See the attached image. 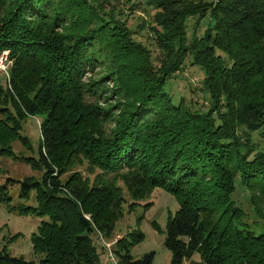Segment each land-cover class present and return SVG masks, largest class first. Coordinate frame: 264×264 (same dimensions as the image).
Wrapping results in <instances>:
<instances>
[{"label":"trees","instance_id":"trees-1","mask_svg":"<svg viewBox=\"0 0 264 264\" xmlns=\"http://www.w3.org/2000/svg\"><path fill=\"white\" fill-rule=\"evenodd\" d=\"M143 3L153 8L146 26L157 61L128 22ZM189 17L197 28L206 18L204 30L188 35ZM3 50L0 155L40 174L4 177L0 202L46 218L31 235L37 258L2 246L0 264H101L93 234L112 235L123 188L131 211L151 205L156 186L179 203L165 222L168 264L195 252L201 264H264V0H0ZM185 59L202 70L206 105L164 88ZM28 115L40 118L39 143L36 154H18L15 139L33 149L21 132ZM82 159L100 171H71ZM237 176L255 226L232 196ZM15 181L33 204L11 202ZM143 236L137 228L114 243L117 264H151L154 251L131 254Z\"/></svg>","mask_w":264,"mask_h":264},{"label":"rangeland","instance_id":"rangeland-1","mask_svg":"<svg viewBox=\"0 0 264 264\" xmlns=\"http://www.w3.org/2000/svg\"><path fill=\"white\" fill-rule=\"evenodd\" d=\"M118 1V0H114ZM124 6L125 11H128V3L120 4ZM153 13V8L148 4H140L135 10L128 14V22L133 30V36L146 43L152 50V55L154 61H157L156 55L158 54V49L153 43L150 36L149 29L146 26L150 22L151 14ZM195 17H189L187 33L190 35L194 29L198 32H202L206 27V18L201 20V25L197 28L194 26L196 23ZM194 21V23H193ZM8 54L7 50H3L1 55ZM0 64V83L5 85L7 83V69L10 65V60L8 57L6 61L1 58ZM4 74V75H3ZM203 73L201 68L189 62L185 59L183 67L181 70L173 74L171 77L167 78L164 84V88L172 95V98L176 101L180 96H184L185 99H190L191 102L195 103L197 106H202L207 104L205 98L206 93L201 89V79ZM194 100V101H193ZM39 120L38 116L28 115L22 120V130L29 137V141L33 147L31 149H26L25 146L20 143L18 139L12 142V147L18 154H36V148L39 143L40 133H39ZM260 147H264L262 140H256ZM93 171L89 169V165L85 159L78 162L75 166L71 168V171L80 170L83 175H88L93 177V175L100 171L98 167H93ZM39 176L40 171L31 168V166L20 159L11 158L9 156L0 155V181L6 176H12L16 179H22L26 175ZM108 177L111 174L107 175ZM121 184V180L119 182ZM19 182L15 181L12 185H9V191L11 193V202L18 203L19 201L33 204V196L28 199H23L18 195ZM125 203V212L119 219L115 222V227L113 233L110 237H104L101 234H93L94 242L97 245L98 250L103 251L100 255L101 264H117V256L113 251V245L117 240H120L123 235L127 234L130 230L140 229L144 236L131 247V254L134 257H139L145 252L154 251V257L151 264H168L170 260L171 252L163 244V238L165 235V222L167 216L178 208L179 203L176 197L160 186H156L150 193L149 200L152 202L151 205L142 209L141 205L138 204L131 211L127 210L128 202L130 198L123 188ZM250 192L246 186L241 183L239 176H237L235 181V189L232 196L236 203L240 204L245 212L243 219L247 223L255 226L256 223L251 205L248 200ZM144 201V200H140ZM150 202V203H151ZM42 218L46 216H40L36 214H26L20 215L13 210H10L5 202H0V247L4 246L7 251L11 254L22 256L25 259L37 258L32 249L31 235L32 232L36 230V226ZM139 222H138V220ZM137 220V221H136ZM151 220H155L162 231L156 230L151 225ZM250 225V226H251ZM17 233V235H14ZM105 253V254H104ZM112 256V258H111ZM198 252L193 254L191 261H185L183 264H201ZM205 264V263H203Z\"/></svg>","mask_w":264,"mask_h":264},{"label":"built area","instance_id":"built-area-1","mask_svg":"<svg viewBox=\"0 0 264 264\" xmlns=\"http://www.w3.org/2000/svg\"><path fill=\"white\" fill-rule=\"evenodd\" d=\"M1 58H3V60L6 61L7 55H6L5 52H4V55H1V56H0V64H1V61H2ZM111 258H112V256H111ZM112 259H113V258H112Z\"/></svg>","mask_w":264,"mask_h":264}]
</instances>
